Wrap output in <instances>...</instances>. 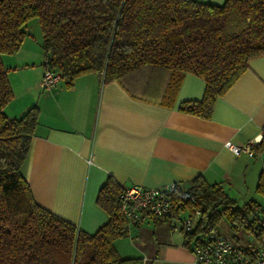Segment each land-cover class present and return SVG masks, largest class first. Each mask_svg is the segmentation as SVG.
I'll use <instances>...</instances> for the list:
<instances>
[{
  "label": "trees",
  "instance_id": "1",
  "mask_svg": "<svg viewBox=\"0 0 264 264\" xmlns=\"http://www.w3.org/2000/svg\"><path fill=\"white\" fill-rule=\"evenodd\" d=\"M35 17L43 68L56 70L65 87L93 73L135 95V89H151L162 79L159 104L172 107L184 74L192 73L205 83L202 97L182 101L178 109L209 118L216 99L248 61L264 54V0H0V264H143L141 257H123L114 246L129 229L118 199L124 187L112 176L96 194V204L108 217L94 233L38 204L24 177L39 111L32 105L19 117L5 113L13 93L1 55L18 51L26 23ZM252 151L264 155V134ZM179 187L194 200L181 190L173 200L181 199L185 212L199 211L195 231L184 232L186 237L225 223L236 241L238 232L259 239L254 222L264 216V208L255 200L238 205L220 183L201 175L188 188ZM256 190L264 194V160ZM171 217L152 218L170 232Z\"/></svg>",
  "mask_w": 264,
  "mask_h": 264
},
{
  "label": "crops",
  "instance_id": "2",
  "mask_svg": "<svg viewBox=\"0 0 264 264\" xmlns=\"http://www.w3.org/2000/svg\"><path fill=\"white\" fill-rule=\"evenodd\" d=\"M27 35L16 53L1 55L13 93L4 111L19 117L32 105L38 108L22 171L41 206L94 233L108 217L95 202L108 176L123 187L177 182L188 188L190 180L201 175L220 183L232 198V190L238 194L257 183L261 155H236L225 142L242 145L264 134V54L248 61L216 99L211 116L202 118L178 109L182 101L202 97L205 83L192 73L184 74L172 107L159 104L162 79L151 89H135V95L117 81L103 83L93 73L77 77L70 87L60 82L42 89L41 40L35 48ZM155 221L146 218L131 229L130 242L115 239L118 253L141 257L143 264H197L180 225L168 232Z\"/></svg>",
  "mask_w": 264,
  "mask_h": 264
},
{
  "label": "built area",
  "instance_id": "3",
  "mask_svg": "<svg viewBox=\"0 0 264 264\" xmlns=\"http://www.w3.org/2000/svg\"><path fill=\"white\" fill-rule=\"evenodd\" d=\"M60 74L52 68H44L40 87L49 89L60 82ZM260 138H253L242 145L225 142V146L234 154L246 152L253 156L252 147L257 144ZM176 190H181L178 183H170L162 186L148 187L139 184H133L124 187L119 196V206L124 216L128 231L140 225L146 218L154 216L171 215L170 232H173L176 225L179 224L181 230L185 233H193L199 216V211L193 213H184L182 200H173V194ZM181 195L190 201L194 200L192 193L187 190H181ZM254 227L259 233V247L246 249L226 237L220 227H205L196 232L186 240L187 247L191 251L194 261L197 264H264V216H260L255 222Z\"/></svg>",
  "mask_w": 264,
  "mask_h": 264
},
{
  "label": "rangeland",
  "instance_id": "4",
  "mask_svg": "<svg viewBox=\"0 0 264 264\" xmlns=\"http://www.w3.org/2000/svg\"><path fill=\"white\" fill-rule=\"evenodd\" d=\"M26 29L28 30L27 37L30 38L32 40V42H34L35 48H36L37 44H38V40H41L40 27H39L38 19L36 17L30 19L26 23V26L24 27L25 31H26ZM43 62H44V57H43ZM43 70H44V68H43ZM59 82H63L62 79H61V75H60V81ZM260 138H261V136H260ZM262 159H264V155H261V157H259L257 160L260 162V161H262ZM239 191L240 192H238V194H235L236 190H232L230 192V194L233 195V199L236 201V203H240L241 204L243 201L246 202L249 199H252V200H255L260 205V208H264V194H262L261 192H258L256 190V184H255L254 187H251V189H249V190H245L244 189V190H239ZM226 193H227V191H226ZM184 213H187V212H183L182 214H184ZM259 213H261V211ZM218 227H220L222 233L226 237L230 238L231 240H233L235 243H237L239 245L248 246L250 248L259 247V243H258L257 239L254 237L253 234H250V233L248 234V233H244V232H238L236 234V236L238 237V241H236L231 236V233L229 231V228H228L227 224L224 223V224H222V226H218ZM120 238H121V240H123L125 242H130L129 235L128 236H124V237H120ZM128 244H130V243H126L124 245L125 251H128L127 250Z\"/></svg>",
  "mask_w": 264,
  "mask_h": 264
}]
</instances>
